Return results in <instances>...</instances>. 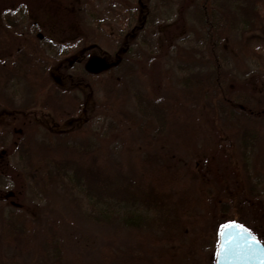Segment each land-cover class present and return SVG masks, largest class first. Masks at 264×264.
<instances>
[{"label":"trees","instance_id":"1","mask_svg":"<svg viewBox=\"0 0 264 264\" xmlns=\"http://www.w3.org/2000/svg\"><path fill=\"white\" fill-rule=\"evenodd\" d=\"M135 1V24L120 34L117 49L107 55L109 66L103 72L95 74L87 67L77 66L71 76L62 66L64 62L21 48L10 60L0 62V102L8 105L13 114L22 116L15 136L10 141L0 140V176L7 177L4 185L11 180L17 186L8 192L0 190V204L21 207L17 200L27 188L38 197L39 192L47 194L51 190L83 194L91 212L88 215L97 221L115 218L132 227H148L151 223L138 212L156 211L162 214L160 226L167 233L164 244L176 243V248L158 251L155 259L130 251L108 250L100 264H216L224 225L238 223L264 242V102H252L249 93L256 88L250 79L231 81L226 68L231 61L220 52V43L227 34L256 29L259 0ZM178 4L177 19L159 26L161 8ZM188 14L192 15L194 26L189 27ZM187 27L200 31V40L207 44L210 58L203 55L199 60L192 55L194 51L178 50L177 57L187 58L180 68L190 71L180 78L181 91H176L169 81L162 86L163 94L157 96L127 91L125 76H119L118 71L131 60L136 48L146 43V51L152 53L153 36L161 34L162 52L170 43L168 39L184 40ZM93 52L98 56L105 54L99 46L87 45L73 65H86ZM199 62L207 68L205 71L193 70ZM21 83L25 91L34 92V101L17 108V92L12 86ZM96 83L102 87L104 97L96 107L111 117L106 130L123 132L125 125L145 136V156L140 158L137 175L127 174L119 161L113 160V167L107 165L104 151L85 134L87 124L81 130L70 127L41 132L46 112L61 124L77 120L87 111L80 91L91 93ZM204 126H209L214 140L212 158L203 157L189 170L166 156L170 150L153 148L154 135L169 130L183 146L190 147ZM236 142L237 154L226 153ZM12 158H17L20 169L10 166ZM229 159H235L236 164L230 165ZM4 160L6 163L2 164ZM131 207L132 210L124 211ZM47 226L51 228L47 248L52 250L53 264H60V222L50 217ZM35 237L34 221L23 209L5 217L0 226L1 242L20 259L3 264H40L29 256ZM25 254L29 257L25 258Z\"/></svg>","mask_w":264,"mask_h":264},{"label":"rangeland","instance_id":"2","mask_svg":"<svg viewBox=\"0 0 264 264\" xmlns=\"http://www.w3.org/2000/svg\"><path fill=\"white\" fill-rule=\"evenodd\" d=\"M135 2V0H0V62L10 60L16 50L21 48L35 52L43 58L49 56L64 62L62 66L71 76L76 73L77 66L80 69L87 67L95 74L103 72L109 66L106 62L107 55L114 54L117 49L120 34L135 24L137 19L133 13ZM258 6L260 17L256 29L244 30L233 35L227 34L220 43L221 54L231 61L226 66L231 73V81L245 82L250 79L251 83H254L256 89L249 93L253 103L264 102V0H259ZM178 7L179 4L173 8L162 7L159 26L175 21L178 17ZM9 19H13L17 25L13 26ZM192 20V15L188 14L189 27L194 26ZM196 28L200 30V27ZM196 28L187 27L184 33L187 36L184 40L168 39L170 46L168 45L162 52L159 48L161 34L153 36L152 53L146 51L148 48L146 43L136 48L131 60L118 71L119 76H125L123 79L126 81L127 91H131V94L137 91L157 96L163 94L162 86L165 81H169L176 91H181L180 78L189 75L190 71L184 67L180 68L187 58L177 57L178 50L184 48L188 52L194 51L192 55L199 60L203 55L205 59L210 58L207 44L200 40V31ZM41 37L43 39H40ZM87 45L99 46L106 56L105 54L98 56L93 52L86 65L76 63L74 66V61ZM206 69L200 62L193 67L195 72ZM23 87V83L12 86L17 92L14 94L17 108L31 105L34 101V92L30 94ZM26 88L28 89L27 84ZM102 91L99 83L95 84L91 93L86 89L80 91L82 99L86 102L87 111L81 113L77 120L61 124L51 113L46 112V123H43L41 132L47 133L51 129L62 131L70 127L81 130L87 124L88 126H84L87 127L85 134L87 133L91 140L98 143L101 151H104L107 165L113 167V160L119 161L125 166L127 174L137 175L140 158L145 156V151L142 150L145 136H141L136 128L125 125L122 127L123 132L119 129L106 130L105 126L111 117L103 115L96 107L103 103ZM21 120L20 114L19 116L13 114L8 105L0 102V140L10 141L15 136V131H18L17 127ZM203 130L190 147L183 146V142L172 135L170 130L156 133L153 148L170 150L166 156L170 155L184 170H189L203 157H211L214 150V140L209 126H204ZM104 131L108 133L102 134ZM79 135L83 137L84 133ZM229 147L231 148L226 150V153H236L238 142ZM1 151L0 147V153ZM228 162L230 165L236 164L235 159H229ZM5 163L6 160L2 162ZM224 163L227 162L224 160ZM20 165L17 158L10 160V166L20 169ZM6 179V176L4 178L0 176L1 191L8 192L17 188L16 182L11 184V180H8L7 186L4 185ZM189 184H192V180ZM179 192L182 193L184 190ZM20 196L22 197L17 201L21 207L17 208L7 202L0 204V226L5 217L16 210L23 209L30 214L36 227V237L29 256L31 260L39 261L40 264H53L55 261L51 257L52 250L47 248L51 234L47 220L50 217L60 222V264L77 262L100 264L103 254L108 250L130 251L155 259L158 251L176 248V243L164 244L163 239L167 233H164L160 226L159 215L162 214L159 212L140 210L138 215L145 217L151 224L148 227H132L125 222L121 223L120 219H108L105 222L97 221L93 215L89 216L91 212L87 201L80 193L76 196L75 193L51 190L47 194L39 192L38 197L26 188ZM132 209L131 207L124 211ZM184 232L188 233L187 230ZM26 256L27 254L24 255L25 258ZM19 259L0 239V264L7 260Z\"/></svg>","mask_w":264,"mask_h":264},{"label":"water","instance_id":"3","mask_svg":"<svg viewBox=\"0 0 264 264\" xmlns=\"http://www.w3.org/2000/svg\"><path fill=\"white\" fill-rule=\"evenodd\" d=\"M229 224L235 225V227L226 230L223 236L220 234L216 264H264V244L262 241L243 226L247 232L242 234L241 225L238 223ZM252 238L258 241V245L252 246ZM233 240L235 242L231 243Z\"/></svg>","mask_w":264,"mask_h":264},{"label":"snow or ice","instance_id":"4","mask_svg":"<svg viewBox=\"0 0 264 264\" xmlns=\"http://www.w3.org/2000/svg\"><path fill=\"white\" fill-rule=\"evenodd\" d=\"M233 227H235V225H231V224H229V225H224V226H222V230H221V236H223L224 234H225V231L226 230H230L231 228H233ZM241 230H242V234L243 233H246L247 232V230L246 229H243V227L241 226ZM250 235V234H249ZM235 241L233 240L231 243H234ZM256 245H258V241H256L255 240V238H252V246H256ZM225 248H227V245H225Z\"/></svg>","mask_w":264,"mask_h":264},{"label":"flooded vegetation","instance_id":"5","mask_svg":"<svg viewBox=\"0 0 264 264\" xmlns=\"http://www.w3.org/2000/svg\"><path fill=\"white\" fill-rule=\"evenodd\" d=\"M257 238H259L257 235H255ZM262 243L264 244V242L262 241Z\"/></svg>","mask_w":264,"mask_h":264}]
</instances>
